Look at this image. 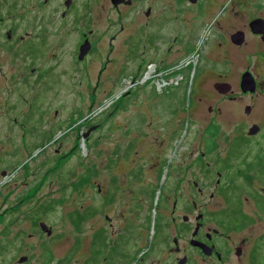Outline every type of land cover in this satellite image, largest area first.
I'll list each match as a JSON object with an SVG mask.
<instances>
[{
    "label": "flooded vegetation",
    "instance_id": "af4514ba",
    "mask_svg": "<svg viewBox=\"0 0 264 264\" xmlns=\"http://www.w3.org/2000/svg\"><path fill=\"white\" fill-rule=\"evenodd\" d=\"M26 3L15 0L17 23L0 37V75L14 81L5 87L3 78L0 102V233L36 237L44 222L40 191L61 183L59 196L43 198L42 213H52L66 198L72 171H64L89 132L95 179L86 184L81 163L80 264H259L264 7L252 12L246 0H43L32 6L48 14L23 21ZM106 16L115 28H103ZM28 21L40 28L17 37ZM117 37H125L120 49ZM24 48L37 61L19 78L26 93L16 98L15 63ZM88 90L93 102L112 98V130L73 114L85 108ZM19 247L0 243L4 252ZM20 258L5 260H29Z\"/></svg>",
    "mask_w": 264,
    "mask_h": 264
},
{
    "label": "rangeland",
    "instance_id": "374dc122",
    "mask_svg": "<svg viewBox=\"0 0 264 264\" xmlns=\"http://www.w3.org/2000/svg\"><path fill=\"white\" fill-rule=\"evenodd\" d=\"M41 3L43 0H27L26 6L28 11L25 12V16L23 17V21L29 20L35 13L41 14L44 13L45 15L48 14L49 9L46 8L44 10H35L32 6L33 2ZM15 0H0V17L5 18L4 22H0V37H4L7 30H9L11 27H14L17 23L16 18V7L14 4ZM247 5L251 7L252 12H254L258 7H264V0H246ZM247 7V8H249ZM108 12V10H107ZM110 13H107L109 15ZM102 19V18H101ZM55 20V19H54ZM115 19L111 20L106 16L102 21L101 24L103 28L113 26L115 28L117 24H114ZM106 23V25H105ZM111 23V24H110ZM56 24V21L54 22ZM40 25L38 23H30L28 21L27 23H24L16 33H18L17 37H19V34H25L26 31L32 32L34 29H39ZM106 39H109V37H105ZM125 37H117L118 43H119V49L122 46L123 39ZM93 40L99 41V37H93ZM38 51H43V46L39 44L37 46ZM6 55V52H4ZM97 52L94 53V58L97 56ZM37 59L34 57L32 52L29 50V48H24L21 51L20 59L15 63V66L17 68V71L19 72L17 77V87L13 91V96L16 98H19V92H21L23 89L21 88L20 80L19 78L22 77V73L30 72V69L34 66ZM53 67V66H52ZM57 76L56 74L54 75ZM3 78L6 79L5 81V87L9 83H13V79L7 77L5 74L0 75V102L4 100V89H2L3 86ZM73 92V89L70 91ZM26 93V90H24L23 94ZM31 95V94H30ZM21 97V95H20ZM99 98L101 96L97 97L96 102H93L94 96L91 95V91H87V98H86V106L85 108L80 106H77L73 110V114L80 113L84 116H86L85 123H95L98 120H101L103 123V129L105 131L112 130V122L108 120L107 114L112 113V109L114 108V105L111 104L112 98H108V100H105L103 102L99 101ZM8 99V98H7ZM55 102H57V98H54ZM69 97L67 96V105L69 106V110H71L70 104H69ZM102 101V100H101ZM83 109V110H82ZM82 110V111H81ZM102 110V111H101ZM112 110V111H111ZM71 114L72 112L69 111ZM87 126V125H86ZM83 127V130L87 131L88 129H85ZM109 135V134H108ZM97 136V134H96ZM104 144L110 145V138L106 140V137H104ZM81 147L80 149L71 157V161L66 167V170L64 171V175L66 176L68 172L72 171L70 174V179H67L64 183L63 188L65 189L64 193L66 194L67 200L63 199V201L55 202V208L52 213L43 214L42 213V204H43V198L48 197V195L51 193L54 195V197L59 196V189L61 187V183H53L51 182L49 186L46 189H43L40 191L39 194V207L40 210L38 212L39 221H44L51 229H52V235H48L47 231L43 230L40 223H39V229L37 231V235L34 239L29 240L27 237V233H11L7 236L0 233V243L2 241H12L16 242V247L20 246L17 250H6L4 252L0 249V264H20L18 261H6L7 258H20L21 256L27 255L29 257V260L25 264H80V254L81 252L78 249V242L74 244L75 237L78 238L80 234V228L81 224L79 222L78 213L80 209V204L82 202L81 196V189H82V182L80 180V172H79V166H81V163L84 167H87V174L86 184L89 185L93 183L95 179V171H94V162L96 160V137L95 134L89 135L86 137H82L80 139ZM82 167V168H83ZM89 167V168H88ZM81 168V169H82ZM81 171V170H80ZM79 173V175H78ZM56 181V179L54 180ZM51 191V192H50ZM63 196H65L63 194ZM262 228L264 229V221L262 223ZM29 241H37V244H31ZM21 243L22 246H21ZM11 248V246H9ZM259 264H264V244H263V252L260 259Z\"/></svg>",
    "mask_w": 264,
    "mask_h": 264
},
{
    "label": "water",
    "instance_id": "95a60500",
    "mask_svg": "<svg viewBox=\"0 0 264 264\" xmlns=\"http://www.w3.org/2000/svg\"><path fill=\"white\" fill-rule=\"evenodd\" d=\"M90 42L87 40L83 45H82V49H81V56H84V55H86L88 52H89V49H90ZM92 129H94V127L92 128ZM91 129V130H92ZM90 130V131H91ZM88 134H89V132H87L86 134H85V136H84V138L86 137V136H88ZM41 227H42V229L43 230H45V231H47V234L48 235H51L52 234V229L45 223V222H41ZM28 259V257L27 256H22L21 258H20V262H24V261H26Z\"/></svg>",
    "mask_w": 264,
    "mask_h": 264
}]
</instances>
